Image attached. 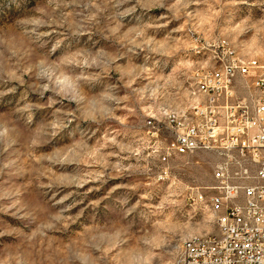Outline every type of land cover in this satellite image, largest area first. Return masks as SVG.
Instances as JSON below:
<instances>
[{
  "label": "rangeland",
  "instance_id": "rangeland-1",
  "mask_svg": "<svg viewBox=\"0 0 264 264\" xmlns=\"http://www.w3.org/2000/svg\"><path fill=\"white\" fill-rule=\"evenodd\" d=\"M220 42L264 63V0H0V264H171L217 232L216 154H161Z\"/></svg>",
  "mask_w": 264,
  "mask_h": 264
},
{
  "label": "built area",
  "instance_id": "built-area-1",
  "mask_svg": "<svg viewBox=\"0 0 264 264\" xmlns=\"http://www.w3.org/2000/svg\"><path fill=\"white\" fill-rule=\"evenodd\" d=\"M208 49L213 67L196 78L209 101L192 104L185 117L166 114L173 138L161 161L216 154V184L204 189L209 196L198 191L196 199L216 210L217 232L204 236V242L179 246L182 259L171 264H264V63H240L228 43ZM218 62H226V69L218 70Z\"/></svg>",
  "mask_w": 264,
  "mask_h": 264
},
{
  "label": "bare ground",
  "instance_id": "bare-ground-1",
  "mask_svg": "<svg viewBox=\"0 0 264 264\" xmlns=\"http://www.w3.org/2000/svg\"><path fill=\"white\" fill-rule=\"evenodd\" d=\"M239 58H240V63H257L258 62V60L255 58L248 59V58H245L244 56H239ZM225 69H226V62H218V70H225ZM205 71H208V70H205ZM194 95H196L198 98L195 106H203L204 102L209 101V92H206L204 90V86H203L200 78H196ZM211 211L213 212V214L215 216V222L217 225V212H216V210H211ZM195 242H204V236L203 237L190 238V239L184 241L181 244V246H187V245L195 244ZM177 259H182V250L179 251Z\"/></svg>",
  "mask_w": 264,
  "mask_h": 264
}]
</instances>
